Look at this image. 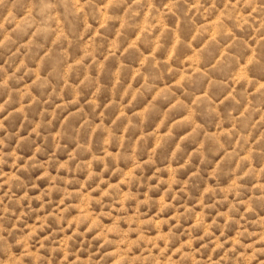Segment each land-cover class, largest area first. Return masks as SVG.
I'll return each instance as SVG.
<instances>
[{"label": "clouds", "instance_id": "9594fccd", "mask_svg": "<svg viewBox=\"0 0 264 264\" xmlns=\"http://www.w3.org/2000/svg\"><path fill=\"white\" fill-rule=\"evenodd\" d=\"M0 264H264V0H0Z\"/></svg>", "mask_w": 264, "mask_h": 264}]
</instances>
